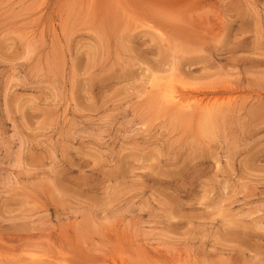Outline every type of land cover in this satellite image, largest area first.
I'll return each mask as SVG.
<instances>
[{
    "label": "rangeland",
    "instance_id": "rangeland-1",
    "mask_svg": "<svg viewBox=\"0 0 264 264\" xmlns=\"http://www.w3.org/2000/svg\"><path fill=\"white\" fill-rule=\"evenodd\" d=\"M0 264H264V0H0Z\"/></svg>",
    "mask_w": 264,
    "mask_h": 264
},
{
    "label": "bare ground",
    "instance_id": "bare-ground-1",
    "mask_svg": "<svg viewBox=\"0 0 264 264\" xmlns=\"http://www.w3.org/2000/svg\"><path fill=\"white\" fill-rule=\"evenodd\" d=\"M164 82V81H163ZM166 82V81H165ZM165 82L164 83H162V84H164L165 85ZM172 85V84H171ZM170 85V86H171ZM161 87L162 86H160L159 88L161 89ZM159 88H157V89H159ZM162 89H164V88H162ZM159 91V90H158ZM157 92V91H156ZM160 96V95H159ZM158 96V97H159ZM162 99H163V105L165 106V107H169V106H171V105H174V104H182V102H181V100H183V99H181V95L180 94H178V93H176V92H174L172 89H171V87L169 88V89H166L164 92H163V94H162ZM185 100V99H184ZM187 100V99H186ZM185 100V101H186ZM186 103V102H185ZM187 104V103H186ZM185 105V104H184ZM184 105H182V106H184ZM199 105V104H198ZM180 106V105H179ZM178 106V107H179ZM182 108H184V107H182ZM181 107H180V109H182ZM186 109V108H185Z\"/></svg>",
    "mask_w": 264,
    "mask_h": 264
}]
</instances>
